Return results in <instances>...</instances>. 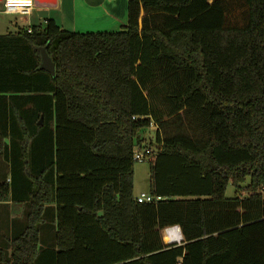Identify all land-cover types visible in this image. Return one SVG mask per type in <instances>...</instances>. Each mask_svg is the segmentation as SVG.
Here are the masks:
<instances>
[{
  "label": "trees",
  "instance_id": "16d2710c",
  "mask_svg": "<svg viewBox=\"0 0 264 264\" xmlns=\"http://www.w3.org/2000/svg\"><path fill=\"white\" fill-rule=\"evenodd\" d=\"M136 145L156 150L155 202L136 200ZM0 158V201L28 206L7 264H264V0H128L119 30L0 34Z\"/></svg>",
  "mask_w": 264,
  "mask_h": 264
},
{
  "label": "crops",
  "instance_id": "0c3cea01",
  "mask_svg": "<svg viewBox=\"0 0 264 264\" xmlns=\"http://www.w3.org/2000/svg\"><path fill=\"white\" fill-rule=\"evenodd\" d=\"M59 3L60 0H57V6ZM71 3L74 10L73 17L78 23L76 30L79 29L81 32L114 31L121 29L127 23V10L125 14L124 9L119 8L120 4L117 0H71ZM57 23L59 22L57 21ZM77 23L75 24L77 25ZM0 163L4 165L1 158ZM2 168L4 169V166ZM27 207V204H17L10 199L0 201V217H2L0 219V264H7L1 260V255L3 253L5 256L10 255V240L24 228ZM2 221H4V229L1 224Z\"/></svg>",
  "mask_w": 264,
  "mask_h": 264
},
{
  "label": "rangeland",
  "instance_id": "374dc122",
  "mask_svg": "<svg viewBox=\"0 0 264 264\" xmlns=\"http://www.w3.org/2000/svg\"><path fill=\"white\" fill-rule=\"evenodd\" d=\"M119 2V8L124 9L125 14L127 10L128 0H117ZM32 13L29 14H5L3 13V3L0 0V33H6L17 30L19 27H30L36 24H43L46 18L56 19L60 26L69 31L81 32L78 27L74 15V10L72 9L71 0H60L57 7H34ZM58 23V24H59ZM74 23V24H73ZM77 23V25L75 24ZM76 25V26H75ZM80 28V27H79ZM156 126L144 128L140 130L139 137L142 141V145H150L151 142L155 140V130ZM152 147L156 149V144H152ZM156 152V150H154ZM151 160H146L143 162H136L134 167V193L139 195L142 192L149 193L151 187ZM1 164V163H0ZM235 195V188L232 184H229L226 189V196L233 197ZM2 217H0L1 219ZM2 227L4 221L1 222ZM52 222L50 218L42 225L41 236L42 241H51V228ZM1 228V227H0ZM4 229V227H3ZM50 234V237H48ZM164 235V234H163ZM46 238V239H45ZM164 241L166 239L164 238Z\"/></svg>",
  "mask_w": 264,
  "mask_h": 264
},
{
  "label": "built area",
  "instance_id": "2783aa9c",
  "mask_svg": "<svg viewBox=\"0 0 264 264\" xmlns=\"http://www.w3.org/2000/svg\"><path fill=\"white\" fill-rule=\"evenodd\" d=\"M3 3V12L7 14H29L32 12L33 8L35 7V0H30V2H26V0H2ZM29 31H31L29 29ZM134 159L138 162H143L146 160H153L156 156V152H154L153 149H151L149 146H140L136 145L134 148ZM161 199L160 196L155 197L150 193L142 192L139 195L136 196V200L138 202H155L157 200ZM176 228L180 230L181 229L178 225L167 227L163 230L164 238L165 234L168 237V240L165 241L167 244L171 243H181L183 240V235L181 233V236L175 235Z\"/></svg>",
  "mask_w": 264,
  "mask_h": 264
},
{
  "label": "water",
  "instance_id": "95a60500",
  "mask_svg": "<svg viewBox=\"0 0 264 264\" xmlns=\"http://www.w3.org/2000/svg\"><path fill=\"white\" fill-rule=\"evenodd\" d=\"M36 7H56L57 0H35ZM41 64L39 66L40 69H46L52 74H55V63L52 61L45 48H41Z\"/></svg>",
  "mask_w": 264,
  "mask_h": 264
},
{
  "label": "clouds",
  "instance_id": "9594fccd",
  "mask_svg": "<svg viewBox=\"0 0 264 264\" xmlns=\"http://www.w3.org/2000/svg\"><path fill=\"white\" fill-rule=\"evenodd\" d=\"M10 2H11V0H10ZM26 2H30V0H26Z\"/></svg>",
  "mask_w": 264,
  "mask_h": 264
},
{
  "label": "bare ground",
  "instance_id": "6f19581e",
  "mask_svg": "<svg viewBox=\"0 0 264 264\" xmlns=\"http://www.w3.org/2000/svg\"><path fill=\"white\" fill-rule=\"evenodd\" d=\"M34 9V8H33ZM168 239H166V241H167Z\"/></svg>",
  "mask_w": 264,
  "mask_h": 264
}]
</instances>
